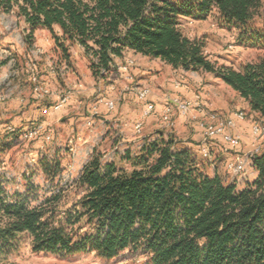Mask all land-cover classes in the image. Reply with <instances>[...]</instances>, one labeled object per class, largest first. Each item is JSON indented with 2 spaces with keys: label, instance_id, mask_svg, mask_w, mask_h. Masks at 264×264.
I'll use <instances>...</instances> for the list:
<instances>
[{
  "label": "trees",
  "instance_id": "1",
  "mask_svg": "<svg viewBox=\"0 0 264 264\" xmlns=\"http://www.w3.org/2000/svg\"><path fill=\"white\" fill-rule=\"evenodd\" d=\"M262 2L0 0V14L25 20L30 45L37 30H47L67 65L79 45L95 79L117 72L116 60L131 52L175 70L210 73L264 117V57L241 70L219 66L202 40L181 30L183 19L216 14L238 29L240 42L264 45L252 28ZM54 158L39 160L46 177L63 171L58 152ZM101 158L94 154L82 168L74 204H61L63 187L35 204L29 191L14 192L8 202L0 188V256L24 240L33 252L62 256L113 260L132 250L147 254L146 264H264V149L253 160L257 177L242 189L209 175L187 143L163 131L145 138L136 156L126 155L129 172Z\"/></svg>",
  "mask_w": 264,
  "mask_h": 264
},
{
  "label": "rangeland",
  "instance_id": "2",
  "mask_svg": "<svg viewBox=\"0 0 264 264\" xmlns=\"http://www.w3.org/2000/svg\"><path fill=\"white\" fill-rule=\"evenodd\" d=\"M181 24V30L186 36L205 43L206 55L219 66L241 70L246 64L258 62L264 57L262 41L257 45V41L240 42L238 29L227 27L216 14L202 21L183 19ZM252 28L255 34L264 35V0L260 16L252 24ZM28 36L23 18L16 13L0 14V73L4 69L7 76L9 75L2 82L0 93H6L11 98L19 95L28 107L36 99L43 105H51L53 96H59L60 100L66 97L67 101L63 106L70 99L73 103L68 109L71 119L66 118L45 127L12 125L16 132L9 135L3 133L4 127L0 128V188L7 193L8 202H12L14 192L29 191L30 201L35 204L45 197L58 194L59 187H63L61 204H74L83 191L77 187L76 180L94 154L102 157L103 162L114 163L118 168L129 172L132 165L125 160L126 155L130 153L131 156H136L141 142L158 131L173 134L185 143L190 141L191 136L196 135L195 146L188 145L195 156L205 162L208 174L212 176L219 173L227 182L235 183V179L226 169L227 162L236 154L235 151H224L221 143H217L210 146V159L204 158L202 139L197 138L198 132H193L188 120H180L178 111L168 104H163V111L170 110L172 127H167L162 110L157 109V104H154L155 110L151 115L143 116L151 101L137 99L132 93L135 94L143 88L151 91L153 88L147 78H135L132 71L138 61L134 55L126 52L124 56L127 60H122L121 64L116 60L117 72L106 79H95L83 49L84 56L74 51L73 47L76 45H73L70 49L71 65H67L60 53L55 51L54 41L47 30H37L31 38V45L27 43ZM130 63L133 66L128 67L129 75L133 80L125 74L120 75L118 71L119 67ZM149 66L156 70L152 71V76H156L152 79L154 82L157 79H161V82L165 79L179 82L184 77L189 92L198 95L204 93L208 97V104H214L204 108L220 117L228 118L237 111L243 112L246 121L239 127L242 143L236 151L247 153L252 149L251 126L254 123L264 125V117L252 113L247 102L232 88L210 73L181 69L174 72V69L165 70L159 62ZM36 88L48 91V94L42 95L41 91L37 93ZM171 93L166 91L161 95L170 94L169 98L178 97L189 101L180 96H171ZM106 102H113L114 110L109 111ZM90 111L88 114L91 115L86 116ZM46 116L42 115L40 120L47 121ZM204 123L215 124L208 118ZM3 124L7 125L1 121L0 126ZM137 124H142L140 133L136 130ZM35 131L37 134L33 138H22V134ZM258 142L264 149V138ZM222 150L227 153H222ZM56 152L62 159L63 171L55 177H46L39 168V160L43 157L53 160ZM254 172L252 167L248 169L247 180H252ZM147 260V254L132 250L123 252L113 260L99 258L94 253L74 256L36 253L33 252L30 242L24 240L18 247L9 248L0 256V264H146Z\"/></svg>",
  "mask_w": 264,
  "mask_h": 264
},
{
  "label": "crops",
  "instance_id": "3",
  "mask_svg": "<svg viewBox=\"0 0 264 264\" xmlns=\"http://www.w3.org/2000/svg\"><path fill=\"white\" fill-rule=\"evenodd\" d=\"M192 23V22H191ZM59 32V30H57ZM74 51H78V54H84L82 48L79 45H76L73 47ZM126 54L128 55H134L135 59H137V66L136 68L132 71L135 78H139V79H148L152 88L151 89V94L149 95L148 98H146L148 101H151L149 103H153V104H157V109L162 110V113H164V107L163 104H168L167 102L169 99L170 94H166L165 96L161 95V93L163 92H172L171 96H180L183 99L195 102L196 100V96H198L197 93H192L189 92V87L186 85V80L184 77H181V80H179V82H175V80L170 81L168 79H165V81L167 82H161V79H157L156 82H154L152 79L156 76H152V71H156V70H152V68H150L149 65H154L155 62H159L160 64L163 65L164 69H173L172 67L162 63L159 60H154L148 57H143L140 55H135L131 52H127ZM84 56V55H83ZM83 58V57H82ZM122 60H127V58L124 56L122 59H118L117 63L122 62ZM180 70H175L174 72H179ZM161 74V73H160ZM120 75H122L120 73ZM9 76V75H8ZM7 76V72L3 69L0 73V90H1V85L2 82L6 79ZM133 80V78H132ZM152 81V83H151ZM160 81V82H159ZM148 82V81H146ZM8 83H10V81H8ZM158 85V87H157ZM157 91V92H156ZM201 96V105L202 107H208V105L214 106V104H208L207 102V96H205L204 93L199 94ZM209 95V93H208ZM132 96H135L137 98L136 94L132 93ZM52 98V104L51 105H43V103H41L40 100H37L36 98V102L32 105V106H27L28 104H25V100H23V98H19V95H16L14 98L9 97L5 102L0 103V122L4 121L5 123H7V125H1L0 128H7L9 126H15V127H26L27 125H42V126H47L55 123H59L61 122V120L64 119H68L71 117L69 116V107L72 105L73 102H70V100L59 110H55V105L59 103L60 97L57 96H53ZM139 99V98H137ZM144 100V101H147ZM171 106V105H169ZM106 108V107H105ZM102 110H104L103 107H101ZM105 112V110H104ZM90 112L86 113V116H88ZM202 112L198 109L194 110L191 114V117L189 118H183L181 116H179L180 120H185V121H189L191 123V126L193 127V132H198V137H200V139H202L201 141L203 142V128L201 127V124L204 123V121H207V117L205 118V115L201 114ZM42 115H47L46 120H40V118L42 117ZM91 115V114H90ZM89 115V116H90ZM243 123L239 124V127H241ZM196 135L191 136L190 137V141L187 144H191L193 146H195L194 140H195ZM217 143H221L222 147L224 148V151H228L231 150L233 153L234 151L237 152L235 149L231 148V146L226 145L223 143L221 138L216 139L215 141L212 142L211 145H217ZM201 147V145H200ZM222 153H227V152H223ZM214 175H219V173H216ZM212 175V176H214ZM220 176V175H219ZM221 177V176H220ZM257 177V173L254 172L253 174V178L252 180H247L246 182L249 181H253L255 178ZM226 183H232V182H227L223 177H221ZM245 185V184H244ZM244 185L242 186H238L239 189H242L244 187Z\"/></svg>",
  "mask_w": 264,
  "mask_h": 264
},
{
  "label": "built area",
  "instance_id": "4",
  "mask_svg": "<svg viewBox=\"0 0 264 264\" xmlns=\"http://www.w3.org/2000/svg\"><path fill=\"white\" fill-rule=\"evenodd\" d=\"M133 66V63L129 65H124L119 67V72L121 74L127 75V77L132 80V76L129 75V66ZM41 91L42 95L48 94V91H45L40 88H36L35 92L39 93ZM140 100H145L151 94V91L147 88H143L141 90H137L135 93ZM9 96L6 93H0V103L5 102ZM67 101V98L64 97L60 100V103L55 106V110H59L62 108L63 104ZM201 96H196L195 102L192 101H184L178 97H173L168 99L169 105L173 106L179 113V115L183 118L191 117L193 110H200L204 115L214 122V125H210L207 123H202L201 127L203 128V142H202V154L204 158L210 159V146L213 141L218 138H221L223 143L231 146V148L238 150L241 147L242 143V135L239 132V124L244 123L246 121V115L237 111L233 113L230 117H220L217 113L210 111L204 107H202ZM107 109L109 111L114 110L115 106L113 102L105 103ZM155 110V106L153 103H150L146 106L144 110V117L151 115ZM163 120L166 123L167 127H172V119L170 116V110H166L163 113ZM142 124L136 125V130L141 132ZM8 133H15L16 129L12 126L7 127ZM37 132H28L22 134V138L29 139L33 138ZM251 138L253 141V146L250 151L247 153H237L232 156L231 159L227 162V172L233 176L235 179V183L237 186H242L247 181V172L250 167L253 168V160L254 158L262 152V146L258 141L264 138V125L261 123H254L251 126ZM49 140V138H48Z\"/></svg>",
  "mask_w": 264,
  "mask_h": 264
}]
</instances>
